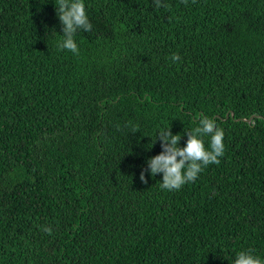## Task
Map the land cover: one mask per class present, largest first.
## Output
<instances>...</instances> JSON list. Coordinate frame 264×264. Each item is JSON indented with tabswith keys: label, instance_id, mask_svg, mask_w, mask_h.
Masks as SVG:
<instances>
[{
	"label": "trees",
	"instance_id": "trees-1",
	"mask_svg": "<svg viewBox=\"0 0 264 264\" xmlns=\"http://www.w3.org/2000/svg\"><path fill=\"white\" fill-rule=\"evenodd\" d=\"M84 2L74 55L58 0H0V264L264 259V0ZM201 115L220 164L178 191L142 183L159 130Z\"/></svg>",
	"mask_w": 264,
	"mask_h": 264
},
{
	"label": "clouds",
	"instance_id": "clouds-1",
	"mask_svg": "<svg viewBox=\"0 0 264 264\" xmlns=\"http://www.w3.org/2000/svg\"><path fill=\"white\" fill-rule=\"evenodd\" d=\"M181 2L187 4L188 0H181ZM154 3L157 8L170 7L161 0H154ZM58 11L63 34L57 46L61 50H68L74 55H79V47L74 39L75 34L80 29L92 30L85 2L84 0H58ZM180 59L178 54L171 56L173 62ZM197 123V127L183 135L173 134L171 128L159 130L155 142L157 140L161 142L162 151L148 159L147 168L140 172L139 179L142 183H148L146 173L152 177L162 174L160 188L178 191L185 184L195 182L207 166L220 164V157L225 153L224 130L217 126L214 118L208 116L201 115ZM184 135L187 136V140L181 147L180 141ZM205 137H209L207 146ZM41 230L49 235L52 234V228L49 226H41ZM234 264H264V259L255 255L252 250H241L236 254Z\"/></svg>",
	"mask_w": 264,
	"mask_h": 264
},
{
	"label": "water",
	"instance_id": "water-1",
	"mask_svg": "<svg viewBox=\"0 0 264 264\" xmlns=\"http://www.w3.org/2000/svg\"><path fill=\"white\" fill-rule=\"evenodd\" d=\"M229 116H230V115L228 114V115H227V118H228ZM231 116H232V118H235V114H234L233 112L231 113ZM255 118H257V116H252L250 119H238V120H239V121L242 120V121H244V122H248V123H250V122H252V120L255 119Z\"/></svg>",
	"mask_w": 264,
	"mask_h": 264
}]
</instances>
